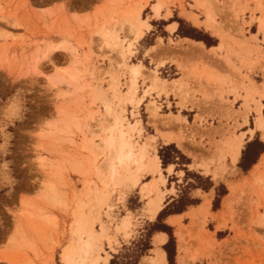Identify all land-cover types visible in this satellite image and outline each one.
Segmentation results:
<instances>
[{"label":"rangeland","instance_id":"obj_1","mask_svg":"<svg viewBox=\"0 0 264 264\" xmlns=\"http://www.w3.org/2000/svg\"><path fill=\"white\" fill-rule=\"evenodd\" d=\"M138 12L150 25H140V38L129 27ZM180 26L212 45L183 37ZM106 28L133 44L124 59L106 46ZM62 42L67 46L55 49ZM132 63L144 65L134 96ZM107 106L141 157L119 187L100 175L101 136L117 123ZM259 111L264 115V0H0V264H66L69 248L78 259L79 238L107 259L100 264H158L154 234L162 225L176 239L172 264H185L182 241L186 264H264V151L248 169L239 165L249 142L264 143ZM168 118L180 125L159 127ZM167 145L190 163L164 167L159 151ZM208 180L210 189L195 187ZM220 185L227 193L218 196ZM183 193L198 203L179 223L167 214L158 220Z\"/></svg>","mask_w":264,"mask_h":264},{"label":"bare ground","instance_id":"obj_2","mask_svg":"<svg viewBox=\"0 0 264 264\" xmlns=\"http://www.w3.org/2000/svg\"><path fill=\"white\" fill-rule=\"evenodd\" d=\"M154 9H155L156 14H159L160 10H161V4H159V3L155 4V8ZM132 19L133 20L129 22L130 30L135 31L136 38H140V37L143 36V33H144L142 31V29L140 28V25H144L147 28H149L150 25L144 19L141 18L140 12L133 14V18ZM174 26H170L169 27L170 30L173 31L174 28H175ZM103 34L105 36L106 46L108 48L112 47L115 52H117L118 54H120L123 57V59L126 56V54H128L127 52H130L132 50L131 45H133V44L126 45L123 40H118L119 37L116 35V32H114L112 29L106 28L104 30ZM160 41L161 40H159V42ZM67 43L66 42H62L60 44H57L55 49H59V48L65 47V46H67ZM197 44H200V43H196L195 45H197ZM51 45H53V44H51ZM155 49H156V45L155 46L153 45V46H151L148 49V51L150 53H155ZM193 49H195V48H193ZM55 51L59 52L58 50H55ZM51 52L53 53L54 51L51 50ZM49 54H50V51L45 52V56H48ZM53 55H54V53H53ZM49 57H51V56L49 55ZM165 61H166L165 59H162V60H160V63L164 64ZM143 67H144V65L142 63H132V64H130L127 67V72H128L127 84H128V88H129V90H130V92H131V94L133 96L136 94L137 77L143 71ZM65 73L70 74V76H72L73 78H74V76H76V75H74V72L72 70H70V67H69V69L65 68ZM56 76L58 77V79H61V76L59 74H57ZM181 79L182 78L174 79L173 80L174 83L170 84L171 87L173 88L175 83H177L178 81H181ZM155 80L157 82H159V79H155ZM56 81L57 80L54 79V77H52L50 79V84L53 85ZM160 81H162V83H164L167 80L163 79V80H160ZM156 86H157V84H156ZM181 103H184V101H182ZM107 107H108V110L110 112V115L112 116V118H114L113 116L115 115V113H114L113 109L110 106H107ZM174 116L177 117L175 114H174ZM114 119H115V121H119L121 127L124 128V124H122L123 122H122V119L120 118L119 114L118 115L116 114V117ZM244 119L246 121L247 117L244 116ZM169 120H171V121L169 122ZM166 124L167 125L169 124L170 126H173V125L179 126L180 122H178L176 120V118H168V120L161 121L160 124H159V127H160V125L162 126V125H166ZM184 127H185V130H187L189 132L192 131V129L196 128L195 125L192 126L193 128H191V127H187L186 124L184 125ZM256 128H258L260 130H262V128H264V115H263V113L261 111H259V114H258V118H257V121H256ZM125 132L128 133L127 131H125ZM250 132L252 134H254L255 133V129L251 128ZM262 132H263V137H264V131H262ZM193 133H194V131H193ZM168 138L170 139L171 137H168ZM183 148H184L183 150L186 153H188L193 159H195V164H197V163L200 164L201 163L200 161H199L200 163L197 162L198 161L197 160L198 156L194 152L188 150L186 146H184ZM242 148H243V143H242V140L240 139L239 142L236 145H234V147H233V151H232V161H233V163H238V161H239V159L241 157V154H242ZM169 169H172V165L169 166ZM223 172H224V166L223 167H219L218 169H216L213 172L214 178L217 179L219 176L222 175ZM45 193L49 197L53 196V194H54L53 186L52 185H48L46 187V189H45ZM209 203L210 202L207 201L206 203H204L205 204L204 206L209 205ZM161 209H162V206L161 205H157L154 208V210H153L154 216H157ZM180 217H181V215H176L175 217H172L171 218V223H179L180 222ZM166 239H167V234L166 235H164V234L160 235L158 237V239H157V243L158 244H164V242H166ZM81 240H82L81 238H79L77 240V242H76V245H77L76 246V251H74V252L78 253V256H79L78 259L77 260L74 259V257H73L74 256L73 248H69L68 252L65 255L66 264H100V259H102V258H104L107 261V259L102 254L96 253L97 250L95 249V246H94V244L92 243L91 240H88V239H84L82 241ZM180 249H181L182 253H184V255L186 256L187 247H186V243L184 241L181 242ZM185 256H182L183 257L182 259L184 260L183 262H185V264H186V257ZM165 259H166L165 258V251H159L158 254H157V257L155 258V262H157L158 264H165L166 263Z\"/></svg>","mask_w":264,"mask_h":264},{"label":"trees","instance_id":"obj_3","mask_svg":"<svg viewBox=\"0 0 264 264\" xmlns=\"http://www.w3.org/2000/svg\"><path fill=\"white\" fill-rule=\"evenodd\" d=\"M195 32H194V29H191L189 31H184V30H182V26H180L179 31H178V33L181 34L183 37H190V38L195 39L197 41H204L206 43V45H209V46L212 45V44H210L209 40L206 39V36L204 34L198 32V31H195ZM263 151H264V143L262 141H260L259 139H255V140L249 142L243 151V155H242V158H241V161L239 164L240 167H242L244 169H248L249 164L255 163L256 159L258 158V156ZM159 155L162 159L164 167L170 163H175V164H179V165H181V164L184 165V164L190 163V159L187 158L183 153H181V151L179 149H177V147H175L174 145L164 146L163 148L160 149ZM184 169L186 170V175L189 174L188 169L186 167H184ZM207 183H208L207 185L198 184L195 187L196 188L202 187V189L208 190L213 186V184L210 180H208ZM226 193H227V190L224 187V185H220L218 187V196L220 194L224 195ZM217 201H219V199H216V206H217ZM197 203H198V199H194V198L186 195L185 193H183L179 199L174 200V202L172 203V206H173L172 209L167 210V208H168L167 207L159 213L158 220H160L163 217V215H165V214L169 215V214L181 213V212L185 211L188 206L195 205ZM155 229L158 231L167 232L169 234V241L164 245V249L167 252L169 264H172V262H173L172 245H174L175 241H176L174 234L170 230V227H168L166 225L157 226V227H155ZM149 248H151V246H148L147 249H149ZM111 264H132V262L131 261L126 262V261L114 259L111 262ZM134 264H135V262H134Z\"/></svg>","mask_w":264,"mask_h":264},{"label":"clouds","instance_id":"obj_4","mask_svg":"<svg viewBox=\"0 0 264 264\" xmlns=\"http://www.w3.org/2000/svg\"><path fill=\"white\" fill-rule=\"evenodd\" d=\"M103 147L101 154L105 157V166L100 175L106 183L119 187L125 180L131 181L133 169L140 164V155L130 135L126 133L120 122L109 127L101 136ZM6 147L0 148V151ZM6 175V168L0 167Z\"/></svg>","mask_w":264,"mask_h":264},{"label":"crops","instance_id":"obj_5","mask_svg":"<svg viewBox=\"0 0 264 264\" xmlns=\"http://www.w3.org/2000/svg\"><path fill=\"white\" fill-rule=\"evenodd\" d=\"M173 24H175V23H172L171 26H172ZM173 26H174V25H173ZM174 27H175L174 29L176 30V29L178 28V25L176 24ZM162 39H163V38H162ZM186 39H189V38H181L182 41H186ZM189 40H191V39H189ZM172 48H175V47H172ZM172 142H173V141H172ZM168 143H169V142H168ZM187 154H188V153H187ZM188 155H189V154H188ZM191 165H192V164H191ZM183 214H184V213H183ZM176 215H181V213H180V214H170V215H168L167 218H166V221H168L169 219L171 220V218H172V217H175ZM182 216H183V215H182ZM163 234L166 235L167 233H166V232H163V231H158V232H156V233L154 234V240H155V239L157 240L158 237H159L160 235H163ZM167 240H168V234H167L166 242H167ZM156 242H157V241H156ZM166 242H164V244H165ZM153 244H154V246H156V245H155V241H154ZM164 244H163V245H164ZM160 245H161V246H160V247H161V250H160V251H165L164 248H163V245H162V244H160ZM154 248H155V247H153L152 250H154ZM151 257L153 258V257H155V256H151ZM165 258H166V259H165V260H166V263H165V264H168V258H167V253H166V251H165Z\"/></svg>","mask_w":264,"mask_h":264},{"label":"snow or ice","instance_id":"obj_6","mask_svg":"<svg viewBox=\"0 0 264 264\" xmlns=\"http://www.w3.org/2000/svg\"><path fill=\"white\" fill-rule=\"evenodd\" d=\"M262 131H264V128H262Z\"/></svg>","mask_w":264,"mask_h":264}]
</instances>
